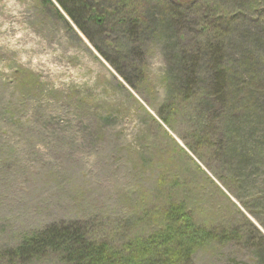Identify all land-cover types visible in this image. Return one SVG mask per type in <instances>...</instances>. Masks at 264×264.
I'll use <instances>...</instances> for the list:
<instances>
[{
    "label": "rangeland",
    "instance_id": "obj_1",
    "mask_svg": "<svg viewBox=\"0 0 264 264\" xmlns=\"http://www.w3.org/2000/svg\"><path fill=\"white\" fill-rule=\"evenodd\" d=\"M88 1L102 21L85 33L57 0H0V264H65L9 251L66 222L119 247L173 202L241 234L195 264H264V0ZM223 33L235 118H250L231 122L233 149L217 156L193 137L213 110L209 59L193 100L175 73Z\"/></svg>",
    "mask_w": 264,
    "mask_h": 264
},
{
    "label": "trees",
    "instance_id": "obj_2",
    "mask_svg": "<svg viewBox=\"0 0 264 264\" xmlns=\"http://www.w3.org/2000/svg\"><path fill=\"white\" fill-rule=\"evenodd\" d=\"M123 1L127 3V0ZM57 2L67 16L85 33H87L85 31L87 18L96 22L102 21V16L98 15L88 0H57ZM130 20L138 26V18H129L127 21ZM224 34L219 35L220 42L216 45H205V50L201 54L195 52L185 55L180 59L182 60L180 71L175 73L178 78L175 81L179 86L178 92L184 100H193L205 93L208 103L212 104L213 110H207V114L203 117L206 122L205 130L195 131L193 137L199 145L211 147L217 156L233 149V146L229 145L231 136L226 130L233 125L231 122H246L250 118L242 115L240 119L235 118L239 115L235 106L242 99L232 95L230 91L233 81L232 69L226 64L223 54ZM202 57L209 59L207 70L210 76L205 87L207 94L205 91L201 93L199 86L202 77V72L199 70ZM256 100L260 99L255 98ZM187 146L195 152V148L190 144ZM251 150L250 148L242 150L240 154L249 160ZM219 179L221 177H218ZM224 184L228 187L226 183ZM161 216L160 226L154 232L134 237L119 247L107 241L93 240L82 223L77 221L53 224L34 232L31 236L25 237L18 247L9 251V254L14 255L21 262L53 254L65 264H195L192 258L194 253L211 242L227 243L242 239L236 229L209 230L197 224L184 203H171ZM262 260L264 261V255Z\"/></svg>",
    "mask_w": 264,
    "mask_h": 264
}]
</instances>
